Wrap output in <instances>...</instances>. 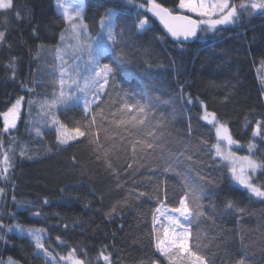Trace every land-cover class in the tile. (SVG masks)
Returning a JSON list of instances; mask_svg holds the SVG:
<instances>
[{"label": "trees", "instance_id": "1", "mask_svg": "<svg viewBox=\"0 0 264 264\" xmlns=\"http://www.w3.org/2000/svg\"><path fill=\"white\" fill-rule=\"evenodd\" d=\"M132 1L84 0L80 40H103L100 63L115 69L99 92V84L85 87L98 68L75 50L54 0H13L0 10V264H59L70 252L82 264H181L157 252L163 232L153 215L165 226L156 209L177 207L186 193L190 244L207 264H264V198L233 181L203 116L226 125L235 153L264 164V11L241 12L236 23L181 43L162 31L149 0ZM154 2L177 13L179 0ZM109 9L112 40L99 27ZM62 69L64 90L78 99L53 107ZM21 97L16 127L5 131L2 114ZM86 99L94 101L91 133L61 144L57 129L85 122ZM132 116L143 121L140 131L119 123ZM252 181L264 190V167ZM17 225L44 229V247Z\"/></svg>", "mask_w": 264, "mask_h": 264}, {"label": "snow or ice", "instance_id": "2", "mask_svg": "<svg viewBox=\"0 0 264 264\" xmlns=\"http://www.w3.org/2000/svg\"><path fill=\"white\" fill-rule=\"evenodd\" d=\"M151 7L148 11L158 19L159 23L166 29L167 33L171 35L176 41L183 43L192 37H196L198 31H214L217 30L218 26L228 25L236 23L241 18V12H248L249 9L254 13L257 10L264 11V0H252L250 4L240 3L239 5L230 4L229 0H179L178 8L182 12H187L194 14L199 17L198 19L193 18L192 15L186 14H173V11L167 7H163L159 3H155L154 0H149ZM128 3H132V0H128ZM13 7V0H0V10H8ZM67 11V10H66ZM83 5L77 6V10L74 15L68 16L69 30L71 36L76 40L75 50L77 52H87L88 62L98 68L94 75L87 78V83L85 87L95 88L99 84L97 92L101 91L105 85L108 84L109 78L113 77L115 74V69L109 63H100L99 57L103 55V52L107 49L103 44V40H91V42H85L80 40L82 30L86 31L87 26L82 23L83 21ZM112 10L109 9L104 16L99 20V24L102 29L106 30L109 40L113 39L112 31ZM218 17V18H213ZM146 20H141L139 23L140 29L146 27ZM203 26V27H202ZM5 33L0 31V42L4 41ZM63 39V36H62ZM96 44L97 47H93ZM60 50H58L59 54ZM61 79L59 84L61 90L59 95L52 101V106L55 107L57 104L67 105L70 101L78 99L64 90L66 85V80L64 79L65 71L62 69L60 72ZM102 81V83H101ZM72 84H76V80L72 79ZM70 86V85H69ZM80 91H84V88H80ZM23 97L16 100V102L4 113V129L8 131L10 128H15L18 120V116L21 109V104ZM94 101L85 100L83 104V111L85 113L84 123L79 126L74 127L71 133L63 131V125L60 129H57L59 135L58 139L61 144H67L70 140H76L78 137H86L91 133L92 127L95 123V117L89 118L90 105ZM139 112H144L143 106H137ZM132 110L131 107L125 106L122 112ZM213 120L215 119V114H211ZM205 120L212 123L213 120H209L208 114L204 116ZM57 121L54 120V123ZM129 123L132 128L137 129L138 125L143 124V121H138L135 116L125 121L121 119L119 123ZM262 125H257V130L254 135L259 134V130ZM81 128L85 130L82 131ZM216 137L223 140L230 147L235 144L236 141L233 140L232 136L229 134L228 129L225 125L221 124L215 128ZM144 148H152L151 143H144L140 141ZM216 156L220 157L224 161H227L230 165V171L232 179L238 182L240 185L244 186L247 190L253 193L257 197H264V190L253 186L251 183V178L248 175L249 171L255 172L258 168L264 167V164H258L254 159L249 156H236L235 152L232 151H222L219 145H216ZM128 167H131L129 165ZM3 190L0 189V192ZM140 195H144L141 193ZM187 193L185 197H182L179 201V207H174L171 209L172 212L178 213L179 217L183 220L189 221L188 225L181 222L176 216L167 215L166 212L162 211L160 208L156 209L161 215L166 217L167 226H164L159 218L153 215V228L159 224L162 227L163 238L160 234H157V250L163 255L168 256L169 259L175 260V258H180L181 264H207L205 257L198 251L193 250L190 241L192 240V233L190 231V217L193 215V209L189 207L186 202ZM195 199H199L195 197ZM45 203H47L45 201ZM234 205L229 202L228 207H233ZM200 205L196 204V212L199 213ZM2 227V225H0ZM17 230L23 231L19 225L16 226ZM179 229V231L177 230ZM11 231V228L8 229ZM30 234L36 241L37 248H43L44 245L40 242L39 235L35 234L29 230ZM3 237H0L2 239ZM198 239V237H197ZM166 245V246H165ZM103 259L107 262L109 260L108 256H103ZM9 264H15L14 261H9ZM75 264H82L81 261H75ZM237 264H244L243 260L237 262Z\"/></svg>", "mask_w": 264, "mask_h": 264}, {"label": "rangeland", "instance_id": "3", "mask_svg": "<svg viewBox=\"0 0 264 264\" xmlns=\"http://www.w3.org/2000/svg\"><path fill=\"white\" fill-rule=\"evenodd\" d=\"M133 2V1H132ZM136 5H142L143 2H134ZM133 3V4H134ZM179 3V2H178ZM229 3H231V0H229ZM131 4V3H130ZM144 4V3H143ZM79 5H83V9H84V0H54V6H55V9L61 13L64 18L66 19L67 22L68 21V16L69 15H74L75 11L77 10V6ZM67 10V11H66ZM175 11H177V13H183V14H186V15H192L194 18L198 19L199 17L195 16L194 14H191V13H187V12H182L179 8H178V4H177V9H175ZM83 15H84V11H83ZM213 18H218V17H213ZM112 22H113V18H112ZM140 23V22H139ZM147 24V23H146ZM99 27L101 28L100 24H99ZM203 27V26H202ZM140 28V27H139ZM203 33H205V31H200ZM207 32H210V31H207ZM81 38V37H80ZM262 80H263V84H264V72H263V77H262ZM264 88V87H263ZM263 97H264V93H263ZM19 99V98H18ZM17 100V99H16ZM16 100L13 101V103L7 108V110L5 112L8 111V109L11 108V106L16 102ZM23 102V101H22ZM23 103L21 104V109H20V113H19V116H18V119L20 117V114H21V110L23 109ZM4 112V113H5ZM4 113L2 114V118H3V121H4ZM206 114H208V118L209 120H213V117L211 115V113H208L207 111L203 110V116H205ZM208 121V120H207ZM214 127V130L217 126L223 124L225 125L224 123H221L219 122L217 119H214L213 122L211 123ZM226 126V125H225ZM229 132V131H228ZM215 136H216V132H215ZM216 145H219L221 150L222 151H233V145H231L230 147L227 145V143L223 140H220L216 137V141H215V144H214V151L216 153ZM236 156L238 157H242V156H249L250 158H252L250 155H240V154H237L235 153ZM218 157V156H217ZM221 162H223L227 168H228V171H229V174L232 178V175H231V171H230V168H231V165L227 162V161H224L223 159H221L220 157H218ZM253 159V158H252ZM257 162V161H256ZM258 163V162H257ZM259 164V163H258ZM2 167H6V164L4 163V159L1 158L0 159V176H3V172H2ZM259 170V168L255 171V172H252V171H249L248 175L250 176L251 178V183L253 184V186L255 187H258L255 183H253L252 181V178L255 176L256 172ZM234 181V180H233ZM235 183L239 184L238 182L234 181ZM240 185V184H239ZM242 186V185H240ZM243 188H245L244 186H242ZM259 188V187H258ZM246 189V188H245ZM261 189V188H260ZM247 190V189H246ZM262 190V189H261ZM250 194L254 195L253 193H251L249 190H247ZM255 196V195H254ZM257 197V196H255ZM260 198H264V197H260ZM179 207V205L177 206ZM172 208H169V207H162L161 210L166 212L167 215H171V216H176L177 218H179L181 220L182 223H184L185 225H188L189 224V221H185L183 220L182 217H179V214L178 213H174L171 211ZM161 215V214H160ZM161 218H164L165 220V226H167V220H166V217L161 215L160 216ZM190 219V218H189ZM21 229H23L22 232H25L27 235L30 234L29 230H31L32 232H34L35 234L39 235L41 233V243H42V237L45 236V231L44 229L40 228V227H22L21 225H19ZM179 231V229H177ZM163 238V237H162ZM156 244H157V240L155 242V247H156ZM166 246V245H165ZM156 250H157V247H156ZM157 252L159 254L162 255V253L160 251L157 250ZM80 261V259H78L75 255H73V253H69L68 255L66 256H63L59 259V264H75V261ZM180 260V258H179Z\"/></svg>", "mask_w": 264, "mask_h": 264}, {"label": "water", "instance_id": "4", "mask_svg": "<svg viewBox=\"0 0 264 264\" xmlns=\"http://www.w3.org/2000/svg\"><path fill=\"white\" fill-rule=\"evenodd\" d=\"M151 7V3L149 4V6H148V9ZM164 7V6H163ZM150 13V12H149ZM151 14V13H150ZM173 14H183V13H173ZM151 16L155 19V21L158 23V25L160 26V28L162 29V31L168 36V37H170L171 39H173V40H175L174 38H172L171 37V35L170 34H168L167 33V31H166V29H164L163 28V26L159 23V21H158V19L157 18H155L152 14H151ZM194 18V17H193ZM194 37H192V38H190L189 40H187V41H184V42H189L190 40H192ZM176 41V40H175Z\"/></svg>", "mask_w": 264, "mask_h": 264}]
</instances>
